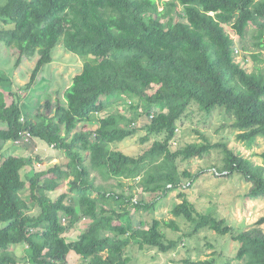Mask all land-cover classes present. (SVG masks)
<instances>
[{
    "label": "trees",
    "instance_id": "obj_1",
    "mask_svg": "<svg viewBox=\"0 0 264 264\" xmlns=\"http://www.w3.org/2000/svg\"><path fill=\"white\" fill-rule=\"evenodd\" d=\"M251 24L257 48L251 57L263 66L247 71L235 59L234 39L225 27L243 39ZM0 41L18 51L16 66L38 55L24 90L54 61L60 44L75 57L93 58L57 92L56 104L46 99L25 120L20 96L6 87L10 77L0 70V143L19 139L28 129L32 138L62 149L67 158L65 165L32 173L34 152L29 157L0 153V264H128V249L175 248L165 243L156 211L171 192L185 197L184 184L197 178L188 169L180 171L178 160L202 158L215 147L223 152L217 171L239 173L249 184L244 198H264V165L227 143L203 137L173 146L178 123L192 104L208 116L219 109L231 116L237 141L264 139V0H0ZM143 118L139 143L145 146L139 153L112 146L132 136L137 131L132 125ZM93 123L92 129L86 125ZM259 157L264 162V151ZM92 170L117 183L95 185ZM65 179L68 191L51 197ZM128 181L150 199L134 200ZM176 206L189 214L184 202ZM145 212L150 224L142 219ZM81 220L87 223L75 239L61 235ZM262 225L264 215L235 234L223 220L202 226L238 242L235 259L264 264ZM20 243L27 244L28 253L16 257L11 247ZM71 252L80 256L79 263L67 259ZM182 263L217 262L210 257Z\"/></svg>",
    "mask_w": 264,
    "mask_h": 264
},
{
    "label": "rangeland",
    "instance_id": "obj_2",
    "mask_svg": "<svg viewBox=\"0 0 264 264\" xmlns=\"http://www.w3.org/2000/svg\"><path fill=\"white\" fill-rule=\"evenodd\" d=\"M255 26L249 25L243 39L234 34L230 27L225 29L234 39L235 48L238 50L236 60L243 63V67L247 71H252L255 64L263 66V63H256L251 53L256 52L257 48L253 45L254 38L252 31ZM246 48V50H244ZM264 53V50H263ZM77 56V55H76ZM18 51L14 48L6 47L0 41V70L10 77L12 87L15 93H18L21 99V106L24 107L22 119H27L42 109L46 99H50L53 104L57 101V92L63 91L72 81V77L81 71V67L85 60L93 59L91 56L75 57V54L66 52L62 45L56 47L53 52L54 61L43 66L35 82L30 89H22L28 83L31 71L38 59L36 54L32 59L23 58L20 65L16 66ZM108 107L110 106L107 104ZM115 108V107H109ZM163 112L165 110L161 108ZM128 113V108L124 109ZM29 114V115H27ZM231 116L227 115L223 110L215 111L211 116L206 115L198 109L197 105L192 104L180 123H178L176 133L177 140L173 141V146H184L191 142H201L205 137L209 142L221 143L225 142L229 147H234L244 156L250 158L254 163L263 164L259 157L264 151V139L258 137L253 143L246 144L236 140V131L231 128ZM147 123V118H143L137 124H134L137 131L121 142L112 145L127 154H137L145 146L139 143V138L144 133L141 128ZM88 128H94L93 124H86ZM153 140V139H152ZM151 140V141H152ZM175 143H177L175 145ZM19 144V142H18ZM24 148L19 150L18 148ZM44 148V149H43ZM47 145L42 141L31 138L30 142L24 146H16L12 142H1L0 153L8 155L26 154L30 156V151L37 154L36 160L47 156L55 157L49 162L50 165L58 163L65 165L66 156L64 151L58 149L48 154ZM47 151V152H46ZM46 152V154H45ZM24 154V155H25ZM87 160V153H84ZM1 157V154H0ZM44 164V163H43ZM178 168L180 171L185 169L197 174V178L191 184H184L185 197L178 191L171 192L169 196L164 198L160 209L156 211V215L161 221V229L165 234L164 240L168 244L170 242L177 244L175 248L161 249L160 247H150L142 251L127 250V256L130 257L128 264H183L182 260L188 258L190 260L206 259L210 257L216 258V264H245V261L235 259V253L238 242L232 240L231 236L217 234L214 230L202 226L212 219L223 220L226 224L232 226L233 233L246 230L253 226L254 222L264 215V198L249 200L244 198V194L248 189V182L239 173H233L228 176H222L217 170L223 166V152L221 148L215 147L202 158H193L188 161L178 160ZM46 167V168H47ZM44 168V170L46 169ZM42 169L33 168V172ZM217 171V172H216ZM214 172V173H213ZM91 178L95 177L94 184H116L115 179L104 181L95 172L91 171ZM127 187H131L130 191L134 194V200L145 198L150 199L148 194L141 191L140 186H135L133 181H128ZM121 189L117 188L119 192ZM68 191L67 180H64L52 197H57L61 192ZM29 189L26 186L22 192L27 196ZM128 192L125 191V194ZM96 195V193H93ZM184 202L189 214L180 212L177 204ZM151 214L145 212L142 219L151 222ZM208 215V220L204 223L200 222V216ZM134 222L139 220V215L134 214ZM87 220H81L74 227L69 228L67 239H75L80 229L84 227ZM2 224H0V227ZM264 228V225H262ZM198 228V229H197ZM179 239H181L179 241ZM210 244V245H208ZM14 254L22 257L28 253L27 244L13 245ZM134 250V249H133ZM215 255H212V253ZM75 253L71 252L69 260H73Z\"/></svg>",
    "mask_w": 264,
    "mask_h": 264
},
{
    "label": "clouds",
    "instance_id": "obj_3",
    "mask_svg": "<svg viewBox=\"0 0 264 264\" xmlns=\"http://www.w3.org/2000/svg\"><path fill=\"white\" fill-rule=\"evenodd\" d=\"M236 59V58H235ZM81 69H82V67H81ZM24 132H29V134H30V139H29V141L28 142H25V143H23V142H19V144H18V142H16V141H19L20 139L22 140V138H23V135H24ZM21 137L19 138V139H16V140H14V141H10V142H12V144H14L15 143V145L16 146H24V145H26V144H28L29 142H30V140H31V138H32V135H31V133H30V131L28 130V129H25V130H23L22 132H21ZM9 143V142H8ZM47 148L49 149V150H47L48 151V154L47 155H49V154H51V153H53L54 151H52L53 149L55 150V151H57L59 148H55L54 147V145L53 144H51V145H47ZM20 151L21 150H24V148H21V147H19L18 148ZM44 149V148H43ZM60 150H62V149H60ZM46 151V152H47ZM63 151V150H62ZM24 152V151H23ZM46 152H45V154H46ZM10 154H12V153H10ZM10 154H8V155H10ZM25 154V153H24ZM23 153L22 154H13V155H16V156H22V155H24ZM25 157H29L28 155H24ZM51 159H55L56 160V158L55 157H50V156H47V158L46 157H44L43 159H41V157L40 158H38V160H34V164H33V168L35 167L36 169H42V170H39V171H43L44 170V168H46L48 165H49V162H50V160ZM66 162H67V159H66ZM86 162H88V161H86ZM44 163V164H43ZM0 164H1V158H0ZM55 164V163H54ZM53 164V165H54ZM53 165H50L49 167H52ZM61 165V164H60ZM49 167H47L46 169H48ZM45 169V170H46ZM33 170V169H32ZM65 180H67V184H68V179H65ZM58 189V188H57ZM57 189L56 190H54V191H52L51 193H50V196L52 197V195H54L53 193L55 192V191H57ZM62 193V192H61ZM61 224L62 225H66L67 224V220H66V218L65 217H61ZM67 232L68 231H64V232H62L61 233V235L62 236H65V234H67ZM20 244H22V243H20ZM24 244V243H23ZM15 245H17V244H15ZM13 247L14 246H12L11 247V250H12V252H13V254H14V250H13ZM27 249V248H26ZM15 255V254H14ZM16 256V255H15ZM71 256V255H70ZM17 257V256H16ZM19 257V256H18ZM68 257L69 256H67V259H68ZM74 259V261H76V262H80V260H81V258H80V256H75V257H73ZM20 264H23L22 262L20 263ZM66 264V263H65Z\"/></svg>",
    "mask_w": 264,
    "mask_h": 264
},
{
    "label": "built area",
    "instance_id": "obj_4",
    "mask_svg": "<svg viewBox=\"0 0 264 264\" xmlns=\"http://www.w3.org/2000/svg\"><path fill=\"white\" fill-rule=\"evenodd\" d=\"M234 52H235V54H236V53H238V50L235 48ZM236 57H237V55H236ZM29 139H30V134H29V132H24V135H23L22 140L20 139L19 141H16V142H23V143H25V142H28Z\"/></svg>",
    "mask_w": 264,
    "mask_h": 264
}]
</instances>
